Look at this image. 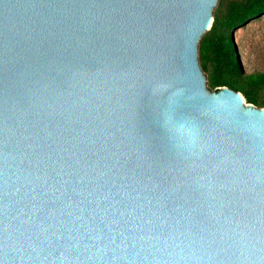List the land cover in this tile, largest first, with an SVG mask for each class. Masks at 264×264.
I'll use <instances>...</instances> for the list:
<instances>
[{
    "label": "water",
    "instance_id": "obj_1",
    "mask_svg": "<svg viewBox=\"0 0 264 264\" xmlns=\"http://www.w3.org/2000/svg\"><path fill=\"white\" fill-rule=\"evenodd\" d=\"M218 0H0V264H264V107L206 87Z\"/></svg>",
    "mask_w": 264,
    "mask_h": 264
},
{
    "label": "trees",
    "instance_id": "obj_2",
    "mask_svg": "<svg viewBox=\"0 0 264 264\" xmlns=\"http://www.w3.org/2000/svg\"><path fill=\"white\" fill-rule=\"evenodd\" d=\"M264 14V0H229L216 9L209 33L200 41V66L210 64L208 89L217 92L229 87L240 92L245 101L264 107V71H241L230 41L231 27L243 25L249 18Z\"/></svg>",
    "mask_w": 264,
    "mask_h": 264
},
{
    "label": "rangeland",
    "instance_id": "obj_3",
    "mask_svg": "<svg viewBox=\"0 0 264 264\" xmlns=\"http://www.w3.org/2000/svg\"><path fill=\"white\" fill-rule=\"evenodd\" d=\"M227 1L229 0H218L217 6L214 7L212 11V19L208 25L209 29L206 30L203 35L209 33L216 9L220 6V4H223L224 6ZM229 32L230 41L236 55V61L241 71L244 73L264 71V14L249 18L243 25L231 27ZM199 57L200 44L198 58ZM211 68L210 64H208V68L206 70H202L201 68L202 72L205 74L206 87H208L207 80L211 72Z\"/></svg>",
    "mask_w": 264,
    "mask_h": 264
}]
</instances>
